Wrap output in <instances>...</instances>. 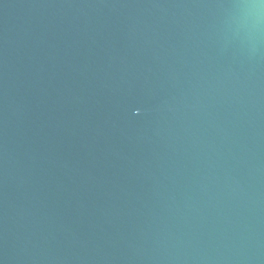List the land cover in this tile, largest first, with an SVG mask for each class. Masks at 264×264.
Masks as SVG:
<instances>
[{"label":"water","instance_id":"water-1","mask_svg":"<svg viewBox=\"0 0 264 264\" xmlns=\"http://www.w3.org/2000/svg\"><path fill=\"white\" fill-rule=\"evenodd\" d=\"M0 264H264V0H0Z\"/></svg>","mask_w":264,"mask_h":264}]
</instances>
